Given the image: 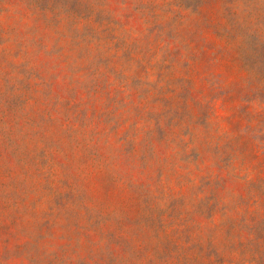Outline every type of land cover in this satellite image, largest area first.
<instances>
[{"label":"rangeland","instance_id":"1","mask_svg":"<svg viewBox=\"0 0 264 264\" xmlns=\"http://www.w3.org/2000/svg\"><path fill=\"white\" fill-rule=\"evenodd\" d=\"M264 0H0V264H264Z\"/></svg>","mask_w":264,"mask_h":264},{"label":"trees","instance_id":"2","mask_svg":"<svg viewBox=\"0 0 264 264\" xmlns=\"http://www.w3.org/2000/svg\"><path fill=\"white\" fill-rule=\"evenodd\" d=\"M259 192L264 195V177L260 179L259 185L257 187ZM252 233L254 235V239H262L264 241V220L260 225H256L255 227L252 228ZM264 259V256L262 260ZM264 261V260H263Z\"/></svg>","mask_w":264,"mask_h":264}]
</instances>
